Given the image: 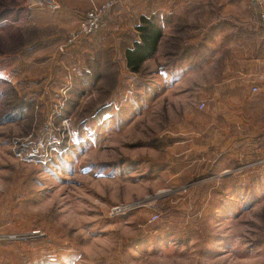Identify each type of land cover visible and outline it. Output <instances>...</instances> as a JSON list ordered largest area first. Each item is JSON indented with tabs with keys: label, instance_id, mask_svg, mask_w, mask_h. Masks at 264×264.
<instances>
[{
	"label": "rangeland",
	"instance_id": "374dc122",
	"mask_svg": "<svg viewBox=\"0 0 264 264\" xmlns=\"http://www.w3.org/2000/svg\"><path fill=\"white\" fill-rule=\"evenodd\" d=\"M43 1L0 0V264H264V149L244 143L264 119L247 128L244 109L215 108L241 47L215 36L247 34L254 66L264 0H235L233 11L230 0L215 10L171 0L190 13L167 24L139 73L119 38L99 43L119 0L64 52L47 39L56 14ZM160 1L119 4L130 16ZM244 77L245 99L261 103L264 76ZM216 136L249 154L222 157Z\"/></svg>",
	"mask_w": 264,
	"mask_h": 264
},
{
	"label": "crops",
	"instance_id": "0c3cea01",
	"mask_svg": "<svg viewBox=\"0 0 264 264\" xmlns=\"http://www.w3.org/2000/svg\"><path fill=\"white\" fill-rule=\"evenodd\" d=\"M59 5L60 9L57 11H51L53 14H56L51 17V20L53 19L54 22L50 25L48 28L46 26V29L49 30V35L47 39H50L52 42L60 43L62 42V45L66 44L67 37L66 32L70 31L72 27L77 25V22L80 21V19L94 6V5H102L106 2V0H56ZM105 1V2H104ZM120 1V2H119ZM117 2V5L114 9V14L111 17L110 25L108 23V26L110 27V30L106 32V30L103 32V36L99 43L104 42L106 44V47L108 48V44L111 42L112 39L119 38V42L121 43L119 53L120 55H126V51L130 48L134 47V44L137 41H140V35L137 31V28L141 25L142 19H154L155 22L158 24V26L162 29L163 36L166 35V27L167 24L170 23L172 20L177 19V16L183 15L185 18L190 13V7L182 8L181 1L178 2V6L175 8L170 7V3L174 1L169 0H162L160 1L159 6H151V7H142L135 4L133 6V11L130 16H126V12L122 6V4L119 3H129V0H119ZM159 0H157L158 2ZM184 5H188V3H194L195 5H199L201 3V0H195V1H182ZM235 0H230L228 4L222 5L223 9H227L230 11H233L235 6ZM209 3L211 5V9L215 10L218 6V0H209ZM227 3V0H226ZM133 5V4H132ZM221 5V4H220ZM189 9V11L183 10V9ZM50 11V10H49ZM259 11V8H258ZM40 20L42 21L44 16L42 14L39 15ZM128 21H127V20ZM51 22V21H50ZM107 26V27H108ZM220 28V27H218ZM216 28V29H218ZM41 29V28H40ZM224 32L222 33L221 30H218L219 32L215 36V40L218 41L221 40L225 45V50L229 49L227 46L231 45L236 42L235 44L240 45L241 47L235 52V54L231 57L233 61V66L227 67L226 69V81L228 88L226 97L224 100L220 99L217 100V103L215 104V108L222 110H227L229 108H241L246 111L245 115L243 116L244 120H241V124L243 122L247 121L248 125L247 128H250L252 125V119H264V99L261 103L257 104L255 102H249L245 99L247 94L249 93V89L245 87L244 85L239 86V80L244 79L245 75L251 74L252 76H264V45L261 46L259 49V58L254 66L250 65V58H249V49L246 47L244 49V46H246L249 42V36L247 34L240 36H236L233 34L234 28L232 27H226L225 26ZM137 34L136 40H132V33ZM186 34H184L185 36ZM180 37H183L182 34H179ZM236 36V38H235ZM46 37V36H45ZM66 37V39H65ZM178 37V36H177ZM179 37V38H180ZM65 39V40H64ZM131 39V40H130ZM162 39L160 41V44L162 43ZM159 44V45H160ZM61 45V46H62ZM234 46V44H233ZM73 47L69 46L68 50ZM159 48V47H158ZM124 57V56H123ZM262 95L264 96V90H261ZM240 95V98H244L245 101H241L240 98L236 97L237 99H234L232 102L228 101V96L234 97V95ZM230 97V98H231ZM247 98V97H246ZM217 118V117H216ZM239 119V118H236ZM251 121V122H250ZM238 125V124H236ZM240 125V124H239ZM254 129V126H253ZM250 132L247 136V139H244V143H247L246 145H251L252 143H258L257 146H262L264 149V130L259 132ZM224 137H232L231 140L237 139L236 136H224ZM239 138L243 139V136H240ZM217 139L216 136L215 142H211V149H215V151L220 152V155L222 157H229L232 156L235 159L238 157L243 158L247 153L249 154L251 148H231V144L227 143L222 144V148H219L217 146ZM216 145V146H214ZM221 145V143H220ZM236 147L235 145H233ZM256 146V148H258ZM255 147V146H253ZM255 149V148H254ZM262 153L264 154V151L262 150ZM211 156V154H210ZM213 156H214V150H213ZM219 165V161L216 159V163L212 166L217 167Z\"/></svg>",
	"mask_w": 264,
	"mask_h": 264
},
{
	"label": "built area",
	"instance_id": "2783aa9c",
	"mask_svg": "<svg viewBox=\"0 0 264 264\" xmlns=\"http://www.w3.org/2000/svg\"><path fill=\"white\" fill-rule=\"evenodd\" d=\"M43 5L50 11H57L60 9V5L56 0H44ZM115 1H108L102 5H94L79 21L76 28H74L67 36L65 45L60 46L62 52L67 51L69 46H75L85 38H89L98 33L103 27L104 20L108 15V12L113 8ZM260 6V23L264 27V6L262 3ZM258 88H254L256 92ZM204 103L200 105L203 109ZM122 212V207L117 206L113 209V213Z\"/></svg>",
	"mask_w": 264,
	"mask_h": 264
},
{
	"label": "trees",
	"instance_id": "16d2710c",
	"mask_svg": "<svg viewBox=\"0 0 264 264\" xmlns=\"http://www.w3.org/2000/svg\"><path fill=\"white\" fill-rule=\"evenodd\" d=\"M137 31L140 41H137L133 48L128 49L125 55L126 66L132 73H139L144 63L156 55L163 36L162 29L154 19L143 18ZM245 171L250 172L251 169L247 168Z\"/></svg>",
	"mask_w": 264,
	"mask_h": 264
}]
</instances>
